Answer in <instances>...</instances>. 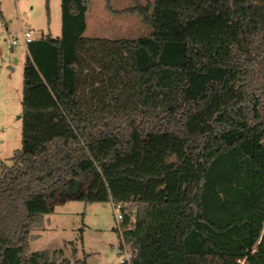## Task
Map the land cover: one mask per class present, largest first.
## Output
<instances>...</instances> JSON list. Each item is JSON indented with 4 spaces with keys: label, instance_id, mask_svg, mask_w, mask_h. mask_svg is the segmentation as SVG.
<instances>
[{
    "label": "trees",
    "instance_id": "trees-1",
    "mask_svg": "<svg viewBox=\"0 0 264 264\" xmlns=\"http://www.w3.org/2000/svg\"><path fill=\"white\" fill-rule=\"evenodd\" d=\"M90 2L61 0L60 39L28 44L0 264H70L30 241L74 181L71 199L130 207V264H264V0L138 4L136 40L85 38Z\"/></svg>",
    "mask_w": 264,
    "mask_h": 264
},
{
    "label": "rangeland",
    "instance_id": "rangeland-1",
    "mask_svg": "<svg viewBox=\"0 0 264 264\" xmlns=\"http://www.w3.org/2000/svg\"><path fill=\"white\" fill-rule=\"evenodd\" d=\"M153 1L91 0L84 37L136 40L149 35L152 28L136 12H122ZM1 11L7 14L10 32H0V175L2 163L11 167L15 151L22 147L20 117L28 53L21 29L32 31L34 40L42 37L60 39L62 34L61 0H0V17ZM2 23L4 21L0 20L1 29ZM14 38L18 39V46L12 48ZM136 140L139 142V137ZM159 144L164 143L159 142L151 148L153 160L162 159L167 153L165 146L157 147ZM61 197L64 198L63 195ZM120 227L113 202L90 204L69 199L65 203H57L55 211L44 217L43 224L34 227L30 253L61 250L63 260H69L70 264H75L76 260L86 264H119V256H124V250L133 254L130 246L121 245ZM74 249L77 251L76 259L73 257ZM203 264L221 263L208 257Z\"/></svg>",
    "mask_w": 264,
    "mask_h": 264
},
{
    "label": "built area",
    "instance_id": "built-area-1",
    "mask_svg": "<svg viewBox=\"0 0 264 264\" xmlns=\"http://www.w3.org/2000/svg\"><path fill=\"white\" fill-rule=\"evenodd\" d=\"M0 29H1V24H0ZM21 34L24 38V42L26 45L32 43L34 41L33 38V32L32 31H26L24 28L21 29ZM12 46L16 47L18 46V39L14 38L12 42ZM115 205V210L117 213V219L118 221L122 222L124 221L126 214H127V205L125 204H114ZM121 231V227H120ZM133 254L129 253L127 250H124V256L121 255L119 256V264H130L132 260Z\"/></svg>",
    "mask_w": 264,
    "mask_h": 264
},
{
    "label": "crops",
    "instance_id": "crops-1",
    "mask_svg": "<svg viewBox=\"0 0 264 264\" xmlns=\"http://www.w3.org/2000/svg\"><path fill=\"white\" fill-rule=\"evenodd\" d=\"M2 15L0 17V20L1 21H4V23H2V29H0V32H4V33H9L10 32V28H9V25L7 23V14L5 13V11H1ZM62 35V34H61ZM60 35V37H61ZM53 38V37H52ZM26 45V44H25ZM12 48H15L12 46ZM26 48L28 49V45H26ZM14 49H12L13 51ZM27 53H28V50H27ZM69 199H71V197H65V198H62L61 202L60 203H65L66 201H68Z\"/></svg>",
    "mask_w": 264,
    "mask_h": 264
},
{
    "label": "water",
    "instance_id": "water-1",
    "mask_svg": "<svg viewBox=\"0 0 264 264\" xmlns=\"http://www.w3.org/2000/svg\"><path fill=\"white\" fill-rule=\"evenodd\" d=\"M80 183L78 181L72 182L68 187L65 188L62 194L65 197H71V195H76L79 191Z\"/></svg>",
    "mask_w": 264,
    "mask_h": 264
}]
</instances>
